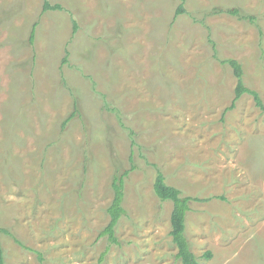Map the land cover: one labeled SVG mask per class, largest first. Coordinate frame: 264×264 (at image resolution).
Segmentation results:
<instances>
[{
    "label": "rangeland",
    "instance_id": "obj_1",
    "mask_svg": "<svg viewBox=\"0 0 264 264\" xmlns=\"http://www.w3.org/2000/svg\"><path fill=\"white\" fill-rule=\"evenodd\" d=\"M48 2L0 0L5 264H182L159 172L199 264H264V0Z\"/></svg>",
    "mask_w": 264,
    "mask_h": 264
},
{
    "label": "trees",
    "instance_id": "obj_2",
    "mask_svg": "<svg viewBox=\"0 0 264 264\" xmlns=\"http://www.w3.org/2000/svg\"><path fill=\"white\" fill-rule=\"evenodd\" d=\"M44 6H43V11H55V10H60V6H52L49 4L48 0H44ZM184 2V0H182ZM184 12V7L183 4L182 6L178 9L175 17L177 18ZM228 14L238 16L240 15V11L238 9H232L227 11ZM240 17V16H239ZM247 17H242V19H246ZM251 19L252 18H248ZM37 24L34 26V29L32 31V36L31 38L33 39L35 35V30H36ZM76 24H75V30L74 33L76 32ZM222 64L229 63L231 67L234 69L236 73V77L238 80L236 91H235V99L233 101V104L231 108L235 107L236 102L246 93L251 94L255 101L256 104L260 107L263 108V104L261 101V98L259 94L255 91H252L248 88L245 87L244 82H243V76L244 73L242 71L241 65L235 61V60H230V61H220ZM229 108V109H231ZM75 114H73L74 116ZM71 119V118H70ZM68 119V121L70 120ZM67 121V122H68ZM128 175V172L125 173L123 176H120L119 178H115L113 182V188L115 191V196L114 200L111 204V206L108 208V213L111 217V221L107 228L104 230V232L101 234L102 236L104 235H109V240L110 242L116 243L117 237H115V227L118 224L119 220L125 215V210L123 208V201H124V179ZM154 191L157 197L161 201H171L174 205L172 214H171V228L172 231L170 232V235L173 239L174 244L178 248V254L177 258L182 261V264H199L197 261L196 256L193 254L191 251V246L190 243L188 242V239L186 237V216L188 212L190 211V202L195 200L199 201V199H193L191 197H181V191L179 189H176L174 187L169 186L165 182V177L163 176L162 173H158V176L156 178L155 184H154ZM223 200V198H221ZM6 234H9L8 231H3ZM19 243V242H18ZM207 258L211 257V253H207L205 255ZM0 264H5L4 262V255H3V250L0 242Z\"/></svg>",
    "mask_w": 264,
    "mask_h": 264
}]
</instances>
